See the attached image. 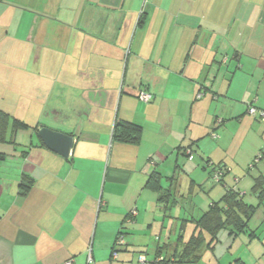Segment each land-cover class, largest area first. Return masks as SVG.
<instances>
[{"label": "crops", "instance_id": "1", "mask_svg": "<svg viewBox=\"0 0 264 264\" xmlns=\"http://www.w3.org/2000/svg\"><path fill=\"white\" fill-rule=\"evenodd\" d=\"M257 21L264 25V0H0V112L30 126L14 133L10 120L0 142V264H78L74 237L97 212L114 243L120 229L154 233L168 216L176 235L181 219L199 220L228 189L257 207L239 235L250 254L235 264H264V173L231 177L226 161L214 162L223 145L212 144L229 138L217 130L229 122L264 126L249 114L264 109ZM117 120L143 127L139 144L112 141ZM44 127L74 138L69 159L44 145ZM197 153L210 164L200 165L190 194L196 187L205 194L216 168L223 180L213 181L216 195L199 212L196 204L192 212L180 207L175 217L184 178L198 172L188 165ZM24 176L33 179L26 195ZM152 177L161 191L149 186ZM44 235H56L50 247H42ZM170 237L154 259L161 247L172 250Z\"/></svg>", "mask_w": 264, "mask_h": 264}, {"label": "rangeland", "instance_id": "2", "mask_svg": "<svg viewBox=\"0 0 264 264\" xmlns=\"http://www.w3.org/2000/svg\"><path fill=\"white\" fill-rule=\"evenodd\" d=\"M242 16V14H240ZM257 26L255 27V40H264V25L260 22H256ZM228 33V32H227ZM251 116V115H250ZM255 121V120H253ZM227 125V122L225 126ZM264 125V124H263ZM224 128V125H221L217 130H219L220 135L222 136V131H226V135L229 137L226 141L222 142V140L215 141L211 136L213 145H223L220 150L217 151L215 154L216 157H214V162L218 163L221 160L226 161L229 164V167L232 169L229 174L231 177H234L235 174H237V177L239 179H245V178H252L256 177L257 175H260V173H264V159L257 160V156L260 154L262 150H264V126L258 130L257 127H253L251 123H246L243 125H240L239 122H229L226 129ZM33 130V129H32ZM19 131H25V130H19ZM216 132V131H215ZM234 136L232 137V135ZM226 142V143H225ZM223 143V144H222ZM23 151H27L23 149ZM207 158L206 156L203 157V154L197 153L194 157V159H189L188 165H192L198 169V172L193 174L194 172H191L192 174L187 178H184L183 189L185 195V200L182 198V202L179 204L177 208L173 210L172 213H174L175 217H178L177 213L180 210V207H183V209L188 210L189 212H192L194 205H197V211H200L201 204H203L202 201H205V204L209 202V197H213L212 190L215 187H212V184H215L209 175L206 177L205 181L207 183V189L206 193L203 194L202 190H199L198 187H196V192L194 195L190 194V184L191 180L193 178L197 179L199 174H201L202 171V164L207 166L206 160L201 159ZM170 162V161H169ZM212 164V163H211ZM199 165V166H197ZM209 168H211L209 166ZM239 170V173L237 171ZM211 171V170H210ZM209 173V171L207 170ZM228 174V176H230ZM250 180V179H248ZM219 185V184H216ZM189 186V187H188ZM223 186V185H221ZM190 189V190H189ZM213 199V198H212ZM246 201L248 203L255 204L257 199L256 196L251 193L250 190L247 191V197ZM173 215V216H174ZM104 216H100L99 213H95L91 217L84 219L85 222H80V226L84 225V229L78 231V235L74 237V239H78L79 243L81 244L80 248L76 250L77 258H78V264H85V262H82L81 255H84L86 257L87 251L91 248L93 250V257L95 259V264H138V256L136 253L143 251L149 259V261L154 260V250L158 245H164L169 241L170 234H172V241L174 244H172L171 247L172 250L165 251L163 253L164 257H169L173 253V249L176 247L178 236L180 234V226L181 224L185 225V233L184 240L187 241L191 234L193 227L191 226L193 223L187 222L184 223L182 219L179 221V228H178V234H174V229L172 231V228L175 227L173 224V227L171 228L172 220H170V216H168L167 224L165 225V228H161L160 225H157V228L155 229L154 233H151L149 230L147 232H142L141 234L131 232L125 236L126 242L129 244L128 248L129 251H126L123 249L122 246L116 247L118 250L119 255V261H112L110 262V257L112 253V248L114 244L115 236H111L109 233V230L104 228V224L102 223ZM93 221V222H92ZM92 222V226H90V223ZM83 223V224H82ZM85 226L87 229H85ZM74 232V231H73ZM56 235H44V244H41L42 247H50L51 244H48L47 240H51L55 238ZM244 237L239 236L237 239L235 236L229 235L228 230H222L219 234L218 241L215 244V247L206 248L202 251L201 257L195 261V260H186L181 262L180 264H235L236 259L240 255H244L247 257L250 254L251 247L248 245L243 244ZM60 242V237L57 238ZM71 238H68L66 241L70 240ZM130 242V243H129ZM62 244V243H60ZM63 244H65L63 242ZM62 244V245H63ZM67 244V243H66ZM65 244V245H66ZM250 247V248H249ZM41 248V247H40ZM84 253V254H83ZM58 254H48V257L50 260L55 259ZM85 260V258H84ZM53 264V263H52Z\"/></svg>", "mask_w": 264, "mask_h": 264}, {"label": "trees", "instance_id": "3", "mask_svg": "<svg viewBox=\"0 0 264 264\" xmlns=\"http://www.w3.org/2000/svg\"><path fill=\"white\" fill-rule=\"evenodd\" d=\"M14 133L19 130L30 129V126L21 120L10 118L8 114L0 112V142H7V130L10 126ZM38 132V128H33ZM143 127L136 123H131L123 120H117L115 122L112 141L117 143H133L139 144L142 139ZM189 149V150H188ZM184 151L190 158L193 157L192 148H188ZM190 151V153H188ZM4 155L0 154V162L4 159ZM264 159V158H263ZM210 162H207L209 165ZM214 174V172H213ZM223 180V178H222ZM260 180V179H259ZM258 183H261L259 182ZM222 182V181H221ZM33 184V179L29 176H24L20 188L22 189V195H26ZM149 186L157 191H161V185L158 178H153L150 181ZM258 185H256L257 187ZM257 189L255 188V191ZM263 193L260 194L262 197ZM257 207L249 205L245 202L241 194L235 189H228L226 195L218 203H213L209 210L199 219L184 221V223L191 222L195 226V230L190 238L185 241L184 236H179V242L172 255L164 257L163 253L166 248L163 246L157 252L156 258L153 260V264H180L186 260L197 261L201 257V253L204 249L215 247L218 241L219 234L222 230H228L231 236H239L249 228V223L256 212ZM130 216V215H129ZM128 216V217H129ZM182 231L185 230V225L182 224ZM124 228L120 229L115 243L112 248V256L117 251L116 245L121 236H126ZM213 247V248H214ZM142 254V253H141ZM162 258V260H158Z\"/></svg>", "mask_w": 264, "mask_h": 264}, {"label": "built area", "instance_id": "4", "mask_svg": "<svg viewBox=\"0 0 264 264\" xmlns=\"http://www.w3.org/2000/svg\"><path fill=\"white\" fill-rule=\"evenodd\" d=\"M140 99L141 101L145 102V103H149L151 102L152 100V95L147 93V92H142L140 94ZM249 114L257 119V120H260L262 122H264V109H258L256 107H251L249 109ZM221 123L220 121L218 122V124ZM213 137L214 138H217V135L216 134H213ZM190 153V151L188 152ZM264 158V150H262L260 152V154L257 156V160H260V159H263ZM222 170L221 168H216L214 169V174H213V177L212 179L214 180L215 183H220L222 181ZM136 212H134L132 214V216H134ZM126 245V240H125V236H121L119 238V241L116 245V247L118 246H125ZM117 250V249H116ZM119 257L118 255V250L113 254L112 258L113 260H117ZM158 260H162V258H158ZM154 261H149L148 257L146 256V254H139L138 256V264H153ZM66 264H76V260L74 258L68 260L66 262ZM86 264H95V261H94V257H93V252H92V249L90 248L89 251H88V255H87V263Z\"/></svg>", "mask_w": 264, "mask_h": 264}, {"label": "water", "instance_id": "5", "mask_svg": "<svg viewBox=\"0 0 264 264\" xmlns=\"http://www.w3.org/2000/svg\"><path fill=\"white\" fill-rule=\"evenodd\" d=\"M39 136L48 149L65 159H69L75 142L72 136L56 132L47 127L39 129Z\"/></svg>", "mask_w": 264, "mask_h": 264}]
</instances>
